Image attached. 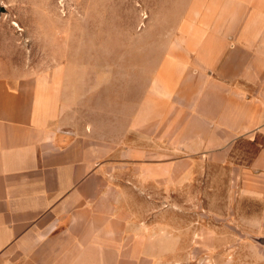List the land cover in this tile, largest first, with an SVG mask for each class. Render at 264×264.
<instances>
[{
	"label": "rangeland",
	"instance_id": "obj_1",
	"mask_svg": "<svg viewBox=\"0 0 264 264\" xmlns=\"http://www.w3.org/2000/svg\"><path fill=\"white\" fill-rule=\"evenodd\" d=\"M200 1L0 0V80L38 75L58 86L63 131L107 140L99 196L149 234L141 261L264 264V189L248 181L263 138L237 141L224 164L193 158L188 173L173 167L167 181L149 154L162 135L151 126L149 150L148 106L157 116L171 92L172 106L181 105L180 79L214 75L245 47L198 43Z\"/></svg>",
	"mask_w": 264,
	"mask_h": 264
},
{
	"label": "crops",
	"instance_id": "obj_2",
	"mask_svg": "<svg viewBox=\"0 0 264 264\" xmlns=\"http://www.w3.org/2000/svg\"><path fill=\"white\" fill-rule=\"evenodd\" d=\"M200 2L198 43L245 47L214 75L180 79L181 105L172 106L171 92L158 117L148 106L149 150L151 126L162 135L149 154L161 160L153 165L164 181L174 168L188 173L193 158L224 164L237 141L264 140V0ZM60 93L38 75L0 80V264H152L139 254L149 234L129 228L124 210L99 196L107 140L66 134ZM249 171L264 189V142Z\"/></svg>",
	"mask_w": 264,
	"mask_h": 264
},
{
	"label": "water",
	"instance_id": "obj_3",
	"mask_svg": "<svg viewBox=\"0 0 264 264\" xmlns=\"http://www.w3.org/2000/svg\"><path fill=\"white\" fill-rule=\"evenodd\" d=\"M260 242L264 245V237L260 239Z\"/></svg>",
	"mask_w": 264,
	"mask_h": 264
}]
</instances>
